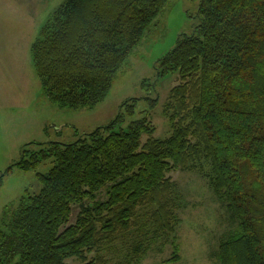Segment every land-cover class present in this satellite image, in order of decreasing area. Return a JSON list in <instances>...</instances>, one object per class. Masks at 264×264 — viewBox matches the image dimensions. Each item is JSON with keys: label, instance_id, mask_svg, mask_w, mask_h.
<instances>
[{"label": "trees", "instance_id": "obj_1", "mask_svg": "<svg viewBox=\"0 0 264 264\" xmlns=\"http://www.w3.org/2000/svg\"><path fill=\"white\" fill-rule=\"evenodd\" d=\"M168 1L65 0L31 47L46 97L73 109L99 104ZM198 16L157 64L160 77H179L163 108L168 137H155L146 114L134 118L131 97L75 141L23 146L15 165L34 170L40 189L4 209L0 264H140L160 240L177 249V169L206 177L239 222L219 244V263L264 264V0H200Z\"/></svg>", "mask_w": 264, "mask_h": 264}, {"label": "rangeland", "instance_id": "obj_2", "mask_svg": "<svg viewBox=\"0 0 264 264\" xmlns=\"http://www.w3.org/2000/svg\"><path fill=\"white\" fill-rule=\"evenodd\" d=\"M64 1L0 0V221L6 206L17 202L26 189H40L34 170L24 171L15 165L27 143L38 148L41 144L37 143L51 140L75 141L79 135L108 124L131 97L139 98L134 118L146 114L156 126L155 137L166 138L171 133L163 108L179 77H160L157 64L179 38L194 32L200 22V0H169L157 15L155 28L119 69L108 95L93 108L79 109L46 97L31 55L42 24ZM147 97H157V105L150 108ZM50 166V162L42 163L37 171L46 172ZM169 175L177 184L182 204L177 210L180 223L174 235L177 249L172 241L162 245L160 240L140 264H220L219 244L239 231V222L206 177L180 169ZM78 211L74 206L72 221ZM132 241V235L120 241L117 246L121 253L114 252L110 258L123 259ZM175 256L178 258L170 261ZM66 264L81 261L72 257Z\"/></svg>", "mask_w": 264, "mask_h": 264}]
</instances>
